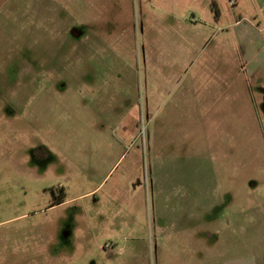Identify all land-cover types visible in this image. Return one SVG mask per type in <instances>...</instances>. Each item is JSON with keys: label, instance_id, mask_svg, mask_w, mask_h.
<instances>
[{"label": "rangeland", "instance_id": "1", "mask_svg": "<svg viewBox=\"0 0 264 264\" xmlns=\"http://www.w3.org/2000/svg\"><path fill=\"white\" fill-rule=\"evenodd\" d=\"M0 264H264V0H0Z\"/></svg>", "mask_w": 264, "mask_h": 264}, {"label": "flooded vegetation", "instance_id": "2", "mask_svg": "<svg viewBox=\"0 0 264 264\" xmlns=\"http://www.w3.org/2000/svg\"><path fill=\"white\" fill-rule=\"evenodd\" d=\"M53 202H55V204H60V203H62V201H58V199H55L54 198V200H52Z\"/></svg>", "mask_w": 264, "mask_h": 264}]
</instances>
